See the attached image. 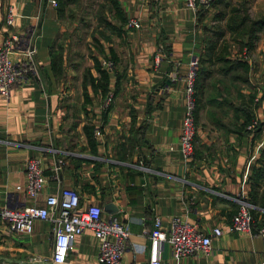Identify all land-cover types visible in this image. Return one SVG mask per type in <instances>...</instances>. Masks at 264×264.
<instances>
[{
    "label": "crops",
    "instance_id": "obj_1",
    "mask_svg": "<svg viewBox=\"0 0 264 264\" xmlns=\"http://www.w3.org/2000/svg\"><path fill=\"white\" fill-rule=\"evenodd\" d=\"M49 1L0 0V42L6 34L23 36L36 68L7 100L0 97V207L42 205L47 195L69 188L81 205L97 204L103 216L126 224L136 249L124 252L123 264H147L145 232L154 217L166 229L173 216L203 233L217 227L221 235L211 238L208 254L185 258H172L164 242L162 264H259L262 240L231 231L229 221L249 198L259 168L258 190L264 186V31L247 51L233 44L226 21L241 3L257 18L264 0H212L196 12L183 0H75L60 13ZM6 6L17 15L9 28ZM128 19L139 28L127 29ZM78 41L86 48L82 56L71 48ZM206 41L215 43L212 61L226 46L225 58L244 70L223 73L218 62L207 68L193 154L184 159L177 143L184 77L188 63L204 56ZM55 53L59 70L51 68ZM105 61L112 70L103 93L97 70ZM31 157L40 159L45 178L36 198L24 193V163ZM106 203L116 210L105 212ZM261 213L256 225L264 224ZM50 228L48 220L33 221L31 233L19 234L0 221V260L41 257ZM95 253L91 232L83 231L66 264H95Z\"/></svg>",
    "mask_w": 264,
    "mask_h": 264
},
{
    "label": "built area",
    "instance_id": "obj_2",
    "mask_svg": "<svg viewBox=\"0 0 264 264\" xmlns=\"http://www.w3.org/2000/svg\"><path fill=\"white\" fill-rule=\"evenodd\" d=\"M150 2L153 0H145ZM209 0H183L186 9L193 12L199 7H206ZM49 5L56 7V1L50 0ZM16 13L11 6H6L3 14V25L9 28L16 19ZM127 29H138L139 24L134 19H128L124 25ZM34 51L28 46L23 36L6 34L0 42V97L7 100L12 88L25 85L29 78L36 75L33 63ZM160 55H155L153 61L159 62ZM105 70L110 71L112 64L103 62ZM189 70L185 75V92L183 115L178 132V149L184 159H190L193 154L194 104L192 99V82L197 68V60L192 59ZM106 103L109 97H106ZM250 126L249 128L254 127ZM24 193L29 198H36L41 192L45 178L40 168V159L27 158L24 163ZM245 201H239L236 211L229 221V228L233 232H243L251 236H258L263 242L264 254V224L256 225L252 220ZM48 220L51 223V252L47 258L50 264H66L69 253L73 248L75 236L83 231L91 232L95 243V264H123L122 256L129 248L136 249L135 244H128L129 230L126 224L111 216H103L97 204L81 205L76 191L61 188L57 194H50L44 198L42 205H23L20 207L3 205L0 207V221L4 222L8 230L29 234L33 221ZM148 239L147 264H162L160 249L167 243L172 258H185L197 253L208 254L211 238L219 237L221 231L217 227L208 233L199 230L195 223L173 216L169 219L166 229L161 228V220L154 217L151 228L145 232ZM142 246L141 250H143ZM259 264H264V259Z\"/></svg>",
    "mask_w": 264,
    "mask_h": 264
},
{
    "label": "trees",
    "instance_id": "obj_3",
    "mask_svg": "<svg viewBox=\"0 0 264 264\" xmlns=\"http://www.w3.org/2000/svg\"><path fill=\"white\" fill-rule=\"evenodd\" d=\"M75 0H56V7L57 12L60 13L66 7L67 5H70L74 3ZM212 0H209V3H212ZM224 6H227L224 4ZM230 16L228 20L226 21V29L230 33V38L233 44H236L239 48H244L245 50H251L254 42L257 39V35L260 31H264V13L260 16H258L255 19H250L245 5L239 4L237 7H233L230 10ZM125 23V21H124ZM123 23V24H124ZM222 34H217L216 37L221 36ZM207 42V49L205 50L204 56L199 59V62L197 61V68L195 70V74L193 77L192 82V99L194 104V111H193V118L195 119L197 111L200 108L199 105V96L203 92V80L208 76L207 68L211 65V63H221L223 68L220 69V72L227 73L229 71L241 69L244 70V66L239 61H229L225 58L226 56V46L222 47L220 50V53H218L216 56H214L213 61L212 53L210 52L213 49V46L215 43H211L210 41ZM60 56L55 53L51 56V68L59 70L60 65ZM203 67H198V66ZM205 66V67H204ZM112 70V66H111ZM110 70V71H111ZM97 73L99 75V85L98 87L102 90L103 93L106 92V80H107V70L103 68V70H97ZM262 165V164H261ZM264 166V165H263ZM257 173L255 176V180L251 184V189L249 192V198L245 201L249 205H252L255 208H249L248 212L250 213L251 217H255L261 213L258 209H264V186L258 190V182L257 179L260 178V172L261 169H257ZM264 172V168L263 171ZM261 215H263L261 213ZM262 220V217L260 218ZM17 262V261H16ZM31 264V263H30ZM34 264V263H32ZM39 264V263H35ZM40 264H50V263H40Z\"/></svg>",
    "mask_w": 264,
    "mask_h": 264
},
{
    "label": "rangeland",
    "instance_id": "obj_4",
    "mask_svg": "<svg viewBox=\"0 0 264 264\" xmlns=\"http://www.w3.org/2000/svg\"><path fill=\"white\" fill-rule=\"evenodd\" d=\"M155 1L156 0H153V1H150V2H155ZM78 12H79V10H78ZM80 13H82V10H81ZM75 38H76V36H75ZM73 44H74V46H72L71 48L74 49L75 51H78V52H75V53H79L80 55L83 54V53L86 54V48H85V46L83 45V43L81 41L73 42ZM70 54H72V52H70ZM75 58H79V56H76L74 58L72 57L71 60H74ZM75 61H77V60H75ZM105 62H109V61H105ZM249 208H254V207H252V205H249V206H247V209L249 210ZM255 209H257V208L255 207ZM262 214H263L262 220L264 222V212H262ZM254 215H255V217H253V216L251 217L253 221H254V218H256V213ZM41 249H42L43 254L39 258H34L31 255L21 253L18 257L14 258L15 259L14 261L11 260V261L5 262L4 260H0V264H30V263L31 264L32 263H34V264L35 263H39L40 264V263H48L47 262V258L49 257L50 252H51V237H50V235L48 236L47 239H43V241L41 242ZM15 261H19V262H15Z\"/></svg>",
    "mask_w": 264,
    "mask_h": 264
},
{
    "label": "water",
    "instance_id": "obj_5",
    "mask_svg": "<svg viewBox=\"0 0 264 264\" xmlns=\"http://www.w3.org/2000/svg\"><path fill=\"white\" fill-rule=\"evenodd\" d=\"M103 210L107 213H112L116 210V208L112 204L106 203L103 205Z\"/></svg>",
    "mask_w": 264,
    "mask_h": 264
}]
</instances>
